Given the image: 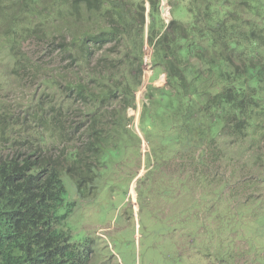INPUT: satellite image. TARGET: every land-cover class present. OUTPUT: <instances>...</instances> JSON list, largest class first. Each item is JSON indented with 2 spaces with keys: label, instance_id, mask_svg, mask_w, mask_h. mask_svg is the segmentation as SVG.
<instances>
[{
  "label": "trees",
  "instance_id": "trees-1",
  "mask_svg": "<svg viewBox=\"0 0 264 264\" xmlns=\"http://www.w3.org/2000/svg\"><path fill=\"white\" fill-rule=\"evenodd\" d=\"M159 2H151L149 44L152 63L165 71L167 82L150 97L142 119L147 117L148 130H162L167 151L191 154L188 166L195 169L199 150L214 161L221 158L219 136L241 143L254 121L264 129V0H205V6L190 0L188 12H198L190 24L174 18L165 23ZM131 5L0 0V48H7L12 74L22 81L38 75L46 84L26 110L10 105L0 91V264H90L92 249L74 243L68 228L78 205L69 201V180L78 199L93 197L109 151L126 134L121 129L127 122L116 112L132 103L147 50L145 6ZM72 22L82 24L69 38L62 29ZM31 40L55 46L56 56L69 61L56 67L55 78L25 48ZM106 46L101 63L115 75L100 68L88 73V81L68 78L74 64L91 68ZM47 85L56 92L46 93ZM76 100L84 105L82 121L70 119ZM158 105L155 120L148 110ZM77 136L86 139L83 147L75 144Z\"/></svg>",
  "mask_w": 264,
  "mask_h": 264
},
{
  "label": "rangeland",
  "instance_id": "rangeland-1",
  "mask_svg": "<svg viewBox=\"0 0 264 264\" xmlns=\"http://www.w3.org/2000/svg\"><path fill=\"white\" fill-rule=\"evenodd\" d=\"M156 1H160L165 23L174 18L190 24L198 14L194 9V14L188 12L190 0ZM124 2L145 6V57L150 61L152 0ZM204 2L197 0V6L207 5ZM203 14L207 16L205 11ZM77 23L64 27L62 34L73 37L82 24ZM100 23L96 21L95 26ZM108 47L96 53L91 68L90 64H74L66 72L68 78L88 81V73L97 74L100 68L106 74L109 64L103 66L101 57ZM25 48L35 60L47 65L50 78H55L58 65L69 62H65V56H56L53 45L31 40ZM115 49L120 51L119 47ZM12 62L7 48H0V91L10 105L26 110L41 98L46 84L38 75L24 81L16 79ZM108 73L115 75V70L110 68ZM140 79L128 108L120 109L119 102L113 103L120 109L117 116L127 122L126 129H121L126 134L115 142L117 148L109 151L111 160L94 196L78 199L76 185L69 180V201L78 202L68 220L72 241L92 249L90 264H264V129L254 121L249 136L241 143L219 136L216 143L221 158L214 161L199 150L196 157L201 154L203 162L189 168L193 156L167 151L161 144V128V134L148 130L147 117L142 119L150 97L155 99L158 89L167 82L165 71L151 63L145 65ZM55 92L56 88L47 85L46 93ZM75 110L70 119L82 121L83 103L77 101ZM148 111L155 119L159 105ZM76 140L77 146L85 145L86 139L77 136ZM63 145L59 147H71Z\"/></svg>",
  "mask_w": 264,
  "mask_h": 264
},
{
  "label": "clouds",
  "instance_id": "clouds-1",
  "mask_svg": "<svg viewBox=\"0 0 264 264\" xmlns=\"http://www.w3.org/2000/svg\"><path fill=\"white\" fill-rule=\"evenodd\" d=\"M165 12H166V9H165ZM172 19H173V18H172ZM172 19H171V20H172ZM171 20H170V21H171ZM168 23H169V22H168ZM152 55H153V53H152L151 56H150V61L148 60V57H145V60H146V66L152 63V61H151V60H152ZM148 61H149V62H148ZM144 67H145V66H144Z\"/></svg>",
  "mask_w": 264,
  "mask_h": 264
},
{
  "label": "water",
  "instance_id": "water-1",
  "mask_svg": "<svg viewBox=\"0 0 264 264\" xmlns=\"http://www.w3.org/2000/svg\"><path fill=\"white\" fill-rule=\"evenodd\" d=\"M162 11H163V12L165 11V8H164V7H162Z\"/></svg>",
  "mask_w": 264,
  "mask_h": 264
}]
</instances>
